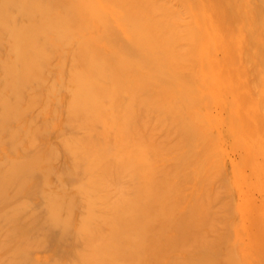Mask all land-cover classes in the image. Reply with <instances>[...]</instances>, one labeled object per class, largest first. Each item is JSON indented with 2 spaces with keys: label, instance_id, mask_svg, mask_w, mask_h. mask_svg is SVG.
Returning a JSON list of instances; mask_svg holds the SVG:
<instances>
[{
  "label": "bare ground",
  "instance_id": "obj_1",
  "mask_svg": "<svg viewBox=\"0 0 264 264\" xmlns=\"http://www.w3.org/2000/svg\"><path fill=\"white\" fill-rule=\"evenodd\" d=\"M0 264H264V0H0Z\"/></svg>",
  "mask_w": 264,
  "mask_h": 264
}]
</instances>
